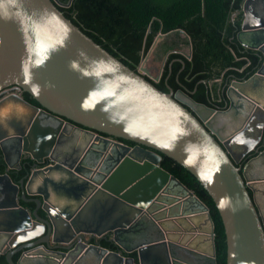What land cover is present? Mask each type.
Returning <instances> with one entry per match:
<instances>
[{
    "label": "water",
    "instance_id": "water-1",
    "mask_svg": "<svg viewBox=\"0 0 264 264\" xmlns=\"http://www.w3.org/2000/svg\"><path fill=\"white\" fill-rule=\"evenodd\" d=\"M259 2L245 1L238 39L262 52V66L246 81L248 90L230 94L229 110L221 111L152 81L159 78L145 63L156 40L135 70L68 18L58 0H0V91L19 85L45 108L18 96L40 114L13 122L12 130L0 126V140L24 139L25 148L35 146L30 159L36 165L47 156L51 162L20 184L0 173L16 187L12 200L0 201V257L9 264L90 258L97 264H218L210 207L162 166L165 156L213 197L227 235V264H264V207L256 196L264 178L252 179L249 165L245 171L238 165L262 132L255 135L250 125L264 110ZM239 113L241 127L231 126ZM41 114L59 124L40 133ZM62 117L98 133L66 140L58 153L63 125H70ZM27 194L37 195L35 208L21 203L30 201Z\"/></svg>",
    "mask_w": 264,
    "mask_h": 264
},
{
    "label": "trees",
    "instance_id": "trees-1",
    "mask_svg": "<svg viewBox=\"0 0 264 264\" xmlns=\"http://www.w3.org/2000/svg\"><path fill=\"white\" fill-rule=\"evenodd\" d=\"M245 0H58V7L95 41L137 70L159 33L183 29L192 43V57L170 53L160 82L154 83L168 92L166 77L173 87L183 86L194 90L192 96L199 102H209V81L222 75L252 74L261 64L238 39L243 22ZM239 11L233 18L232 14ZM151 29V30H150ZM150 30V32H149ZM169 50L174 48H168ZM179 56L185 61L173 59ZM185 64V66H184ZM247 69L239 71L244 65ZM170 71V74H169ZM179 81H177V77ZM218 84H214V90ZM26 97L38 104L29 94ZM129 144L130 141L124 140ZM162 166L177 176L210 207L215 222L218 264H227L228 243L225 226L219 209L209 192L183 165L165 157ZM0 171H4L3 165ZM28 172L14 174L16 179ZM105 245H110L104 242ZM18 255L14 258L17 259ZM0 264H9L5 256Z\"/></svg>",
    "mask_w": 264,
    "mask_h": 264
},
{
    "label": "flooded vegetation",
    "instance_id": "flooded-vegetation-1",
    "mask_svg": "<svg viewBox=\"0 0 264 264\" xmlns=\"http://www.w3.org/2000/svg\"><path fill=\"white\" fill-rule=\"evenodd\" d=\"M246 1V0H245ZM244 1V3H245ZM244 3L242 6V9L244 11ZM251 6V5H250ZM256 11L258 12V17L257 18H264V2H259L257 3ZM239 11H235L232 14V17L235 18L238 15ZM260 13V14H259ZM244 16V12L242 14ZM259 15H261L259 17ZM240 32V31H239ZM166 35V34H165ZM189 45H190V53L186 54L185 52L182 51V49H171L168 50L166 55L159 61L160 63H157L154 67L150 69L151 75H153V71L156 72L154 75L155 78H159L156 80V82H160L164 76V70L167 64V58L170 53L173 52H179L182 53L184 56L191 58L192 57V43L189 38ZM246 47V46H245ZM253 50V56L257 57L259 60L261 59V64L260 66L250 75L244 76L240 74H230L229 76H226L225 71L222 73V75L215 77L214 79L209 81V106L221 110V111H227L230 108L231 105V100H230V94L235 96L237 95V92H240L241 89H246L248 90V86L246 81L253 75H255L260 67L262 66L263 63V58H262V52L258 49L254 48H248ZM180 60L181 62L185 63L183 59H181L179 56L175 57L173 61ZM247 65L242 66L239 68V71L244 72L247 69ZM140 66V65H139ZM185 66V64H184ZM170 74V71H169ZM153 77V76H152ZM177 81H179L178 76L176 77ZM169 75L166 77V85L169 88V91H174V94L179 93V91H185L186 93L190 94L191 96L196 93L197 88L194 90L187 89L185 87L178 86V87H173L169 82ZM218 84V88L214 90V84ZM257 92V91H256ZM254 92L253 94L256 95L257 93ZM26 91H23V89L19 85H12L9 86L2 91H0V126L2 127V131L4 132L5 130L7 131L12 130L14 124H16L18 121L19 122H26V120H30L33 117L35 118L36 115L40 113L36 112L35 110L32 111L31 107L24 102H20L18 99V96L22 97L26 102L29 104H32L34 106H37L41 109H45L41 104L37 101L38 104L34 103L32 100H30L28 97H26ZM30 94V93H29ZM264 94V93H262ZM31 95V94H30ZM32 96V95H31ZM33 97V96H32ZM193 97V96H192ZM34 98V97H33ZM262 100H264V95H261ZM205 103V102H203ZM207 104V103H206ZM257 114V113H255ZM64 119V124L65 123H70V125L66 128L63 125V133L61 132V137L65 135V138L62 143L59 145V152L64 151V144L66 143V140H75L77 142H80L82 139H94L96 134L98 133L94 130H88L87 128L81 126L78 123H74L70 120H67L66 118L62 117ZM244 119L243 115L241 113L238 114V117L236 116V123L231 126H236L237 128L241 127L242 125V120ZM40 121L41 125L39 124L38 130L40 133H44V128H47L48 126L52 125L55 126L59 124V121L51 115L48 114H41L40 116ZM250 121V120H249ZM248 121V122H249ZM73 125H72V124ZM246 122H244L245 124ZM259 123L262 124V128H258L257 126ZM252 128L255 129V135L259 133V129H262L260 138L258 139V142H256L255 147L253 150H251L248 154H246L241 161L238 163V165L242 168L243 171L246 170V166H248L247 173L252 179H258V178H264V110L260 111L257 115H254L252 118V122L250 124ZM66 128V130L64 129ZM61 129V130H62ZM45 134V133H44ZM108 136V135H107ZM134 145V143L132 144ZM28 148H25L24 144V139H20L17 136L14 138H6L3 140H0V166L3 165L4 171H0L1 174H10L11 178L18 184H20V181L22 179L27 182V176L30 173V171H33L36 168H42L47 165H49L50 162V156H47L45 158L44 163L36 165L34 160H31L30 158L33 157V152L31 150H35V146L32 144H27L26 145ZM46 148H48V144L45 145ZM29 149V150H28ZM37 150V149H36ZM164 160V159H163ZM27 171L28 173L19 179H16L14 177V174H21V172ZM257 198L260 200L262 203V206L264 207V185H258L257 186ZM2 190H4V194L2 195ZM16 187L12 185L8 179L4 178L0 180V201L2 199L10 198L12 200V197L14 198ZM253 193V191L251 190ZM37 195L33 194H27V198L30 199V201H25L21 200V203L27 207H36L35 201H32L33 198H36ZM22 198V196H21ZM103 240V244H104ZM18 255L17 259H19L20 254L17 253ZM15 255V256H16ZM4 256V255H2ZM1 256V257H2ZM14 256V257H15ZM0 257V258H1ZM15 259V258H14ZM15 259V260H17Z\"/></svg>",
    "mask_w": 264,
    "mask_h": 264
},
{
    "label": "rangeland",
    "instance_id": "rangeland-1",
    "mask_svg": "<svg viewBox=\"0 0 264 264\" xmlns=\"http://www.w3.org/2000/svg\"><path fill=\"white\" fill-rule=\"evenodd\" d=\"M155 45L150 51L149 59L145 63V66L147 68L154 67L157 63H160L161 59L166 55L167 51L170 48H176V49H182L183 52L186 54L190 53V41L187 35H185L182 31H172L170 33H167L166 35H163L161 37H156L155 39ZM153 78L156 72L153 71L152 73Z\"/></svg>",
    "mask_w": 264,
    "mask_h": 264
},
{
    "label": "crops",
    "instance_id": "crops-1",
    "mask_svg": "<svg viewBox=\"0 0 264 264\" xmlns=\"http://www.w3.org/2000/svg\"><path fill=\"white\" fill-rule=\"evenodd\" d=\"M81 263L82 264H97V262L93 258H90V259L83 261Z\"/></svg>",
    "mask_w": 264,
    "mask_h": 264
}]
</instances>
